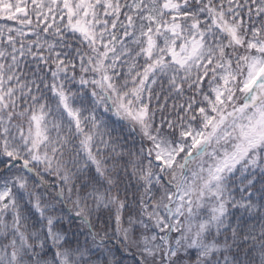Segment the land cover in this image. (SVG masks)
Masks as SVG:
<instances>
[{
	"label": "snow or ice",
	"instance_id": "6c2138e0",
	"mask_svg": "<svg viewBox=\"0 0 264 264\" xmlns=\"http://www.w3.org/2000/svg\"><path fill=\"white\" fill-rule=\"evenodd\" d=\"M0 264H264V0H0Z\"/></svg>",
	"mask_w": 264,
	"mask_h": 264
},
{
	"label": "trees",
	"instance_id": "16d2710c",
	"mask_svg": "<svg viewBox=\"0 0 264 264\" xmlns=\"http://www.w3.org/2000/svg\"><path fill=\"white\" fill-rule=\"evenodd\" d=\"M172 103V101L171 100H169V104H171Z\"/></svg>",
	"mask_w": 264,
	"mask_h": 264
}]
</instances>
